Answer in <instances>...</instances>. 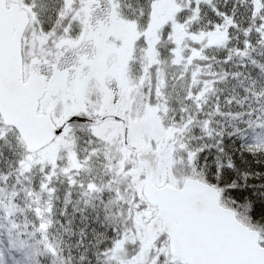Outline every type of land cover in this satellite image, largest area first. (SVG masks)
Returning <instances> with one entry per match:
<instances>
[{"label":"snow or ice","instance_id":"obj_1","mask_svg":"<svg viewBox=\"0 0 264 264\" xmlns=\"http://www.w3.org/2000/svg\"><path fill=\"white\" fill-rule=\"evenodd\" d=\"M0 264H264V0H0Z\"/></svg>","mask_w":264,"mask_h":264}]
</instances>
